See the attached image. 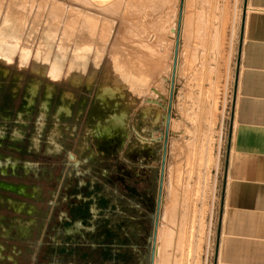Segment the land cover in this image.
I'll return each mask as SVG.
<instances>
[{
    "label": "rangeland",
    "instance_id": "rangeland-1",
    "mask_svg": "<svg viewBox=\"0 0 264 264\" xmlns=\"http://www.w3.org/2000/svg\"><path fill=\"white\" fill-rule=\"evenodd\" d=\"M245 0H0V264H218ZM177 38V34H176Z\"/></svg>",
    "mask_w": 264,
    "mask_h": 264
},
{
    "label": "crops",
    "instance_id": "crops-1",
    "mask_svg": "<svg viewBox=\"0 0 264 264\" xmlns=\"http://www.w3.org/2000/svg\"><path fill=\"white\" fill-rule=\"evenodd\" d=\"M218 264H264V0H245Z\"/></svg>",
    "mask_w": 264,
    "mask_h": 264
},
{
    "label": "water",
    "instance_id": "water-1",
    "mask_svg": "<svg viewBox=\"0 0 264 264\" xmlns=\"http://www.w3.org/2000/svg\"><path fill=\"white\" fill-rule=\"evenodd\" d=\"M181 12H182V9L180 11V14ZM180 21H181V17L179 20V28L181 26ZM178 51H179V38L177 40L175 51H174V67H173L172 85H171L170 97L168 101L165 130H164V134L162 135V139H163L162 160H161V168H160V176H159L156 212H155L154 224H153V233L150 238L152 242V246H151V255H150L149 264H154V260H155V246H156V238H157V231H158V221H159V217L161 213V206H162V195H163V186H164V178H165L168 137H169V130H170L171 108H172V99H173V91H174V79L176 75V68H177V61H178Z\"/></svg>",
    "mask_w": 264,
    "mask_h": 264
},
{
    "label": "bare ground",
    "instance_id": "bare-ground-1",
    "mask_svg": "<svg viewBox=\"0 0 264 264\" xmlns=\"http://www.w3.org/2000/svg\"><path fill=\"white\" fill-rule=\"evenodd\" d=\"M182 10H183V8H181ZM181 9H180V11H181ZM180 11H179V17H178V23H177V29H175V30H173L172 32L174 33V39H176V43H177V40H178V38H179V30H180V28H179V20H180V17H181V23H182V12H181V14H180ZM181 27V26H180ZM176 34H177V38H176ZM176 43H175V47H176ZM179 47H180V39H179ZM174 51H175V49H174ZM177 65H178V63H177ZM173 67H174V63H173ZM176 71H177V68H176ZM172 76H173V70H172V74H171V85H172ZM175 78H176V75H175ZM170 90H171V87H170ZM165 124H166V117H165ZM164 130H165V126H164ZM162 197H163V195H162ZM162 207V206H161ZM159 219H160V217H159ZM159 223V222H158Z\"/></svg>",
    "mask_w": 264,
    "mask_h": 264
}]
</instances>
